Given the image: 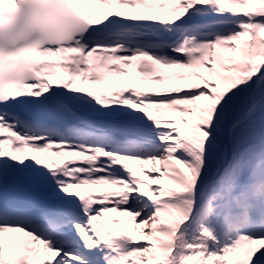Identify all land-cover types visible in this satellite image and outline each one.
<instances>
[{
	"label": "snow or ice",
	"instance_id": "obj_1",
	"mask_svg": "<svg viewBox=\"0 0 264 264\" xmlns=\"http://www.w3.org/2000/svg\"><path fill=\"white\" fill-rule=\"evenodd\" d=\"M0 264H264V0H0Z\"/></svg>",
	"mask_w": 264,
	"mask_h": 264
}]
</instances>
